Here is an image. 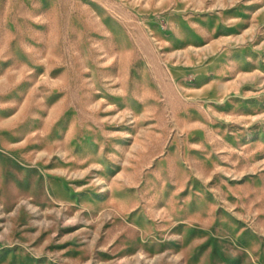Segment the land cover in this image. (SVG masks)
I'll list each match as a JSON object with an SVG mask.
<instances>
[{
    "label": "rangeland",
    "instance_id": "1",
    "mask_svg": "<svg viewBox=\"0 0 264 264\" xmlns=\"http://www.w3.org/2000/svg\"><path fill=\"white\" fill-rule=\"evenodd\" d=\"M0 264H264V0H0Z\"/></svg>",
    "mask_w": 264,
    "mask_h": 264
}]
</instances>
